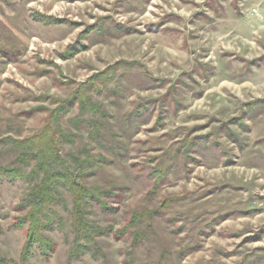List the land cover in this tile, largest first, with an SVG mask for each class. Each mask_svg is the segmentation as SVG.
Instances as JSON below:
<instances>
[{
    "label": "rangeland",
    "instance_id": "obj_1",
    "mask_svg": "<svg viewBox=\"0 0 264 264\" xmlns=\"http://www.w3.org/2000/svg\"><path fill=\"white\" fill-rule=\"evenodd\" d=\"M93 105L104 141L75 127ZM57 124L58 155L107 193L93 242L66 193L32 240L20 157ZM0 167L25 175L0 176L9 264H264V0H0Z\"/></svg>",
    "mask_w": 264,
    "mask_h": 264
},
{
    "label": "trees",
    "instance_id": "obj_2",
    "mask_svg": "<svg viewBox=\"0 0 264 264\" xmlns=\"http://www.w3.org/2000/svg\"><path fill=\"white\" fill-rule=\"evenodd\" d=\"M86 109V108H85ZM63 109L59 110L62 111ZM86 111H89V118L83 119L80 123L75 125L78 131L85 130L88 132V135L92 139H102L105 140L108 137L107 133V125L103 121L96 120L95 116L98 112H96V107L89 106ZM73 123V121H72ZM58 126V127H57ZM56 128L50 129V127L46 128L44 132H41L39 138V144L37 151H28L23 153L20 157L21 161L20 164L23 166L32 165L30 163L32 160L36 161L35 166H32V169L29 173L31 175V181L34 182V187L32 188V193L29 195V205L31 206V210L29 212L30 217L28 220L31 222V229L34 231L31 234L32 240L34 238L35 241L38 243L40 242L41 237H38L35 232L40 230V227L45 225L46 223L43 222L44 220L42 217H46L51 219V214H55L52 205L57 201V199L63 198L65 193L70 195L73 200L74 208L71 212L73 218V229L78 238V241H85L93 242V235L97 232L95 227L90 225L86 219V209L91 203H100L103 210L110 209L109 205L104 201L103 195H107L106 192H99L98 189H92L87 187L83 180L88 177V172H86L87 165L85 163H81L76 161V167L74 168L75 171H72L69 168L67 162L62 160L61 157L58 155L57 146H58V139L55 136L58 129L63 128L61 124H57ZM71 138L75 139L74 135L70 136ZM17 144H25L26 142H16ZM114 143V142H113ZM112 143V144H113ZM116 147L111 148L112 153H116ZM119 149V148H118ZM56 152V153H55ZM18 155V158L19 156ZM177 157V156H175ZM178 159V157L176 158ZM20 161V160H19ZM63 170H55V165H60ZM164 169L154 170L152 176H156L159 181L168 173L170 172L169 168H175V164L173 166H167ZM20 170L13 169V170H6L3 167H0V176L6 172L12 178L24 179V172L21 168ZM77 171V172H76ZM150 179V177H149ZM170 201L166 200L164 202V207L166 209L170 208ZM147 220L148 222L153 223L156 219V215L158 214L157 211H150L147 210ZM135 215V219L139 220L138 216ZM134 225H137L136 223ZM152 228L154 225L151 226ZM100 230V229H99ZM126 231V230H125ZM142 232V231H140ZM134 234V239L136 242L139 239L140 233ZM33 240V241H34ZM80 243V242H79ZM28 252V251H27ZM0 264H9L5 259L0 256Z\"/></svg>",
    "mask_w": 264,
    "mask_h": 264
}]
</instances>
